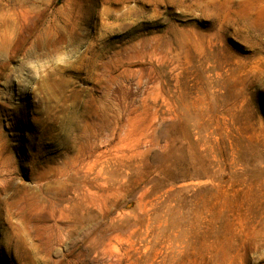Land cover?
Wrapping results in <instances>:
<instances>
[{
	"label": "rangeland",
	"instance_id": "1",
	"mask_svg": "<svg viewBox=\"0 0 264 264\" xmlns=\"http://www.w3.org/2000/svg\"><path fill=\"white\" fill-rule=\"evenodd\" d=\"M5 22L0 264H264V0H0Z\"/></svg>",
	"mask_w": 264,
	"mask_h": 264
},
{
	"label": "bare ground",
	"instance_id": "2",
	"mask_svg": "<svg viewBox=\"0 0 264 264\" xmlns=\"http://www.w3.org/2000/svg\"><path fill=\"white\" fill-rule=\"evenodd\" d=\"M5 19L10 18L9 15H5L3 16ZM10 36H11V28H10V24L9 23H4L1 27H0V48L1 47H5L9 44L10 41ZM238 69H241V67H239Z\"/></svg>",
	"mask_w": 264,
	"mask_h": 264
},
{
	"label": "water",
	"instance_id": "3",
	"mask_svg": "<svg viewBox=\"0 0 264 264\" xmlns=\"http://www.w3.org/2000/svg\"><path fill=\"white\" fill-rule=\"evenodd\" d=\"M62 0H59V3L61 2Z\"/></svg>",
	"mask_w": 264,
	"mask_h": 264
}]
</instances>
